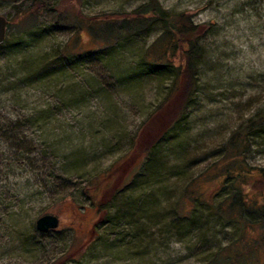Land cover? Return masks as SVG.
Here are the masks:
<instances>
[{
  "label": "rangeland",
  "instance_id": "374dc122",
  "mask_svg": "<svg viewBox=\"0 0 264 264\" xmlns=\"http://www.w3.org/2000/svg\"><path fill=\"white\" fill-rule=\"evenodd\" d=\"M40 1L47 10L19 24L14 8L31 0H0V15L15 24L0 47V264H209L231 254V243L242 241L236 222L203 206L193 209L190 221L178 214L188 209L182 195L190 178L223 162L238 131L264 115V0H158L166 11L187 12L204 27L206 56L194 104L175 141H163L159 166L143 176V165L125 166V174L136 172L137 187L122 200L137 202L136 210L125 215L131 219L111 211L110 224L107 208L100 214L86 187L126 158L131 137L167 92L168 74L133 69L142 65L138 60L159 27L128 41L119 51L121 63L86 59L66 69L64 61L54 76L48 67L58 62L54 54L74 45L76 54L98 48L84 30L85 17L125 16L149 0ZM39 74L41 82L34 83ZM246 143L248 165L264 169V131ZM222 184L221 177H206L196 189L207 200ZM44 215L58 217V227L34 229Z\"/></svg>",
  "mask_w": 264,
  "mask_h": 264
},
{
  "label": "trees",
  "instance_id": "16d2710c",
  "mask_svg": "<svg viewBox=\"0 0 264 264\" xmlns=\"http://www.w3.org/2000/svg\"><path fill=\"white\" fill-rule=\"evenodd\" d=\"M46 8L43 1L31 0L29 6L24 7L21 5L15 7L14 10L19 19V24H23L35 20L41 11L47 10ZM13 19L11 17L8 21L7 29H11L15 25ZM85 19L89 22L84 30L89 32L92 41L96 43V47L99 49L95 48L84 55L82 53L76 54L74 50L78 48L75 45L72 48H64V52L53 55V58L58 62L50 63V66H48L54 70V76L58 72L55 69L56 64L62 65L64 61H66L64 64L68 65L66 69L69 67L74 68L78 64L82 65L86 59L92 62L93 60H100V62L110 64H113L112 61L121 63L120 59L123 55L119 51H124L128 41H131L138 33L142 32L141 30L145 31L157 26L159 27V34L156 40L150 47L146 48L138 60L142 65L139 64L133 69L147 71L146 74L148 75L156 74L153 71H160L168 74L170 78L167 92L162 96L160 104L141 123L136 134L131 137L126 158L122 162L112 164L108 170L105 169L96 177L88 180L91 186L86 187V189L93 190L94 195L91 197V204L99 207V213L104 214V209L107 208L105 214L109 221L111 211L116 210L115 215L118 219H123V217H126L125 215L134 213L137 206V202L133 204L122 200L126 195L130 197L131 193L136 192L135 187H137V183L132 187L136 172L132 170L127 171L125 174V166L130 161L136 162L132 163L133 166L143 165L142 167L145 168V171L141 173V176H143L144 173L148 172V169L159 166L157 154L161 145L164 144L165 138L168 136V144L175 141L176 132L182 127L196 99L201 63L206 56L202 41L207 32L204 31L203 26L194 22L189 13L166 11L158 0H149L125 16L106 14L93 18L85 17ZM62 20L65 21L63 18ZM81 31V29H77L76 33ZM6 41L7 39L4 44ZM67 50L75 53H71L73 55L70 56ZM24 71L29 73L28 68H25ZM39 75H36L38 80L33 78L34 83L36 81L41 82L40 79L43 76L42 74ZM106 95L111 96L112 94ZM53 105L56 106L54 102ZM58 106L57 104L55 108L57 109ZM38 121L39 119L35 117L34 120L29 122L32 125ZM263 127L264 115L258 117V120L253 119L248 125L239 130L237 136L229 142V146L226 148L224 161L218 165L221 161L219 159L197 176L190 178L184 195H182L183 202L187 203L188 209L184 208L183 214H178L180 220L188 219L190 221L193 209L197 206H203L211 215L217 214L220 217H227L229 221H234L240 226L242 241L235 240L231 243V254L220 259H212L209 264H238L239 261L244 259L251 262L256 259L254 264H264V169L249 166L245 157L246 141L255 132L264 131ZM51 155L53 158H57L55 152H52ZM42 159L47 163L45 155ZM216 176L222 178L223 184L217 195L204 200L198 189H196L197 182L206 177L214 178ZM94 180L98 181L95 186L92 183ZM227 185H230L231 191L224 193V187H227ZM218 196H222L220 202L216 200ZM144 200H141V202ZM147 201L149 200L146 199ZM190 206H192V209L189 210ZM100 217L99 220L104 219H100ZM108 221L105 223L106 225ZM110 223L112 221H109ZM98 224L99 221L96 222L95 227H98ZM112 227L116 228V226H110L109 229ZM110 232H113V229ZM253 236L257 237L253 238ZM229 247L230 245L219 252V255H222L223 252L226 253L230 249Z\"/></svg>",
  "mask_w": 264,
  "mask_h": 264
},
{
  "label": "water",
  "instance_id": "95a60500",
  "mask_svg": "<svg viewBox=\"0 0 264 264\" xmlns=\"http://www.w3.org/2000/svg\"><path fill=\"white\" fill-rule=\"evenodd\" d=\"M8 20L0 15V45L4 44L7 34ZM59 225L58 217L54 215H44L36 220L35 228L40 233H47L54 230Z\"/></svg>",
  "mask_w": 264,
  "mask_h": 264
}]
</instances>
